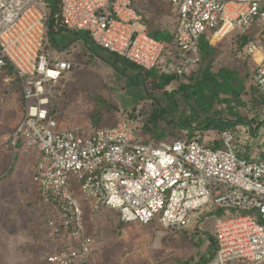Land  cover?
Here are the masks:
<instances>
[{"label":"built area","instance_id":"built-area-1","mask_svg":"<svg viewBox=\"0 0 264 264\" xmlns=\"http://www.w3.org/2000/svg\"><path fill=\"white\" fill-rule=\"evenodd\" d=\"M138 1L60 0V16L67 28L88 32L145 70L178 76L199 67L203 40L235 34L243 40L238 58L262 54L254 81L264 94V0H171L177 17L172 47L148 33L147 10ZM45 3L0 0V71L13 68L25 103L6 141L13 158H36L37 214L52 245L44 260L92 259L90 217L116 215L126 224L156 223L177 232L224 209L215 216L217 250L204 264H264V160L239 155L234 129L211 136L220 142L215 147L200 136L157 141L144 134L140 111L109 127L64 126L53 113L55 100L75 63L55 55L64 50L50 43Z\"/></svg>","mask_w":264,"mask_h":264},{"label":"rangeland","instance_id":"rangeland-1","mask_svg":"<svg viewBox=\"0 0 264 264\" xmlns=\"http://www.w3.org/2000/svg\"><path fill=\"white\" fill-rule=\"evenodd\" d=\"M144 1H138L142 10H144L142 6ZM169 1L161 0L166 5L165 8L169 7ZM164 11L157 18L163 27L173 32L177 18L173 11ZM60 35L57 36L58 39L61 38ZM233 37L235 34L218 41L216 46L220 50L216 57V69L235 59L233 57L236 54L237 40ZM69 46L63 52L54 50L55 55L75 63L74 70L59 89L62 93L55 100L62 124L100 128L93 125L95 116L112 119L120 109L130 110L134 98L131 93L139 92L141 86L132 90L137 86H134L127 77L118 75L112 65L98 57L89 58V54L83 52L81 47L72 44ZM249 60L247 66L241 62L237 64L234 62L233 66L239 67L242 75L248 71V77L251 76L248 79L252 82L257 64L253 57ZM248 97L245 94V98ZM24 105L20 80L13 74L0 71V264H39L44 262L45 254L52 246L45 239L48 229L45 223L41 224L37 214V189L33 180L36 158L26 156L31 159L28 161L23 158L24 156H18L19 154L13 158L6 141L20 121ZM137 108L138 111H148L151 108L150 100L141 101ZM162 124L164 122H161ZM159 126L157 132L162 138L172 137L163 129H159ZM101 127L109 126L101 125ZM212 133L211 136H215L217 131L212 130ZM257 143H260V138ZM258 148H256L258 152L264 148V140L263 146ZM217 210L208 212L199 223L193 224L190 228L177 232L168 231L156 223L149 226L136 223L123 224L116 215L110 219L90 217L88 228L95 240L94 257L79 264L193 262L202 255L210 253L209 234L214 235L215 216L220 215Z\"/></svg>","mask_w":264,"mask_h":264},{"label":"trees","instance_id":"trees-1","mask_svg":"<svg viewBox=\"0 0 264 264\" xmlns=\"http://www.w3.org/2000/svg\"><path fill=\"white\" fill-rule=\"evenodd\" d=\"M46 2L48 5V11L46 12L49 27L48 37L52 46L59 50H67L70 44L75 47H81L83 52L89 54V58L98 57L104 60L113 66L118 75L127 77L134 83V86H137L136 88H132V90L141 86L139 92L133 91L131 93L134 98L132 97V108L130 110L120 109L116 117L112 118L113 120L95 116L93 124L94 126L96 125L95 127H101V125L113 126L125 113H129L130 116H136L138 112L137 106L144 100H150L151 108L148 111H140V115H144L147 120L144 134L146 136L150 135L152 138L163 139L157 132L159 131L157 128L158 123L162 119L166 121L168 126L159 127V129H163L172 138L191 139L195 136H200L201 140H203V131L208 128L209 123L215 117L221 119L218 123H220L222 128H231L229 123L227 124L224 121L223 113L225 111H230V113H236L237 111L235 123L241 122V114L237 108L247 106V102L242 96L246 91V87L245 85H240L233 70L226 67H222L218 71L213 69L220 49L218 50L217 47L212 46L209 41L203 40L201 42V63L197 71L192 70L188 75L178 76L176 74L160 73L155 69L145 70L125 57L99 46L88 32L67 28L60 16V0H46ZM168 5L169 7L165 8L166 5L161 0H147V4H143V7L147 10L144 21L148 33L152 37L166 41L169 47H172L173 32L167 27H163L157 18L165 12L164 10L173 11L171 0ZM148 10L150 11V16H148ZM58 35H60V39H58L59 37L57 38ZM6 73L12 74L13 68L10 67ZM185 78H189L190 81L185 82ZM174 82L176 84L174 89L169 90L168 87ZM252 94L254 95L252 96L254 103L264 105V95L260 93L257 86L252 88ZM166 100H169V102L166 103ZM217 104H229V108L222 107L216 111ZM58 111L59 108H55L53 113H57ZM170 127L171 130H168ZM200 130L202 133L199 134L198 131ZM209 145L217 146L211 143ZM216 212L220 215L226 213L224 209H219ZM120 222L124 224V222ZM209 240L210 253L208 254L214 255L217 250L215 235L209 234ZM207 255H202L198 260H194L193 262H183L181 264H204L209 260ZM43 261L39 264H50L46 260Z\"/></svg>","mask_w":264,"mask_h":264},{"label":"crops","instance_id":"crops-1","mask_svg":"<svg viewBox=\"0 0 264 264\" xmlns=\"http://www.w3.org/2000/svg\"><path fill=\"white\" fill-rule=\"evenodd\" d=\"M45 2H46V0H45ZM45 4L46 5H45L44 11L47 12L48 11L47 2ZM233 38L235 39V37H233ZM222 40H220V41H222ZM242 41L243 40L239 39L236 42L237 43L236 49H235L236 54H235V57H233L235 59L232 62H228L227 64H223L219 68L216 69V67H215L216 60H215L213 69L215 71H218L222 67L229 68L235 72V77L239 81L240 85H245L246 91L242 96H243V99L247 102V106H240L237 108V109H239L240 114H241V119H242L241 122L235 123V121L237 119V114H236V113H238L237 111H236V113H233V112L230 113V111H225L223 113L224 121H225V123L227 122V124L229 123V125L231 127L230 129L238 130L237 144L239 147V155L240 156L245 157V158L250 159V160H254L257 158L259 160H264V148L259 150V152L256 150V148H258V147L260 148L261 145L263 146V140H264V105H262V104L258 105L257 103H254L253 99H252V96H254L252 94V88H254L256 86L255 81H254L255 73L253 75V79L251 82V81H249L250 79H248L251 77V76L248 77V71L245 72L246 74L242 75V72L241 71L239 72L240 68L236 67V65L233 66L234 62H235V64L241 62L247 66L248 62H250L249 58H252V57L254 58L255 64L258 65L259 61H261L262 54L261 53H255L253 55L252 54L246 55L245 58H238L237 57V51L240 47V45H238V43L241 44ZM217 43H218V41H216L215 43L211 42L210 44L212 46H215L218 48V46H216ZM199 68H200V65L196 69V71ZM188 74L189 73H187L185 75H188ZM184 80H185V82L190 81L189 78H187V79L185 78ZM175 85H176L175 82L172 83L170 85V87H168V89L173 90L174 89L173 87ZM260 93L263 94L261 91H260ZM245 94L248 95L249 97L245 98ZM168 102H169V100H166V103H168ZM222 107H225L228 109L229 104H224V105L217 104L215 109H216V111H218ZM219 121H221V119H219L218 117H215L212 120V122L209 123L208 128H206V130L203 131V132L207 131V133H204V135H203V140L209 144L210 143L216 144L217 146L220 144V142L218 140H216L214 142L211 140V134L213 135V133H215V132L212 133V130L220 131V130L225 129V128L221 127L220 123H218ZM161 122H164V124L161 125ZM158 124L160 125L159 127H167V125H168L167 123H165L164 119L160 120V123H158ZM168 130H169V128H168ZM148 137L152 138L151 136H148ZM170 138H172V137H170ZM258 138H260V143H257ZM153 139L160 141V140H163L166 138H163V139L153 138ZM18 156H21V155H18ZM21 157H23V156H21ZM23 158L25 159L26 157H23ZM26 159H28V161L31 160L30 158H26Z\"/></svg>","mask_w":264,"mask_h":264},{"label":"clouds","instance_id":"clouds-1","mask_svg":"<svg viewBox=\"0 0 264 264\" xmlns=\"http://www.w3.org/2000/svg\"><path fill=\"white\" fill-rule=\"evenodd\" d=\"M133 63V62H132ZM143 68V67H142Z\"/></svg>","mask_w":264,"mask_h":264}]
</instances>
